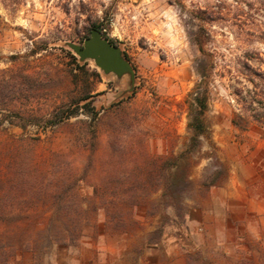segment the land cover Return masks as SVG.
I'll use <instances>...</instances> for the list:
<instances>
[{
  "label": "rangeland",
  "instance_id": "rangeland-1",
  "mask_svg": "<svg viewBox=\"0 0 264 264\" xmlns=\"http://www.w3.org/2000/svg\"><path fill=\"white\" fill-rule=\"evenodd\" d=\"M0 264H264V0H0Z\"/></svg>",
  "mask_w": 264,
  "mask_h": 264
},
{
  "label": "water",
  "instance_id": "water-1",
  "mask_svg": "<svg viewBox=\"0 0 264 264\" xmlns=\"http://www.w3.org/2000/svg\"><path fill=\"white\" fill-rule=\"evenodd\" d=\"M66 45L79 60H92L104 73H114L117 77L127 74L132 87L135 77L132 65L124 57L120 47L111 43L100 30L92 28L81 43L69 41Z\"/></svg>",
  "mask_w": 264,
  "mask_h": 264
},
{
  "label": "trees",
  "instance_id": "trees-1",
  "mask_svg": "<svg viewBox=\"0 0 264 264\" xmlns=\"http://www.w3.org/2000/svg\"><path fill=\"white\" fill-rule=\"evenodd\" d=\"M92 28L100 30L103 36L107 37L111 43L115 44L113 40L106 35L103 24H93L91 29ZM190 95H192V98L189 104V120L187 125L193 132V138L198 139L200 136H206L208 134V127L203 118L204 112L207 108V98L204 92L197 91L195 89L190 92ZM83 99H87V97H84ZM75 113L76 111L74 110L67 111L65 109H61L52 115V118L48 120V123L54 124L64 118L74 115Z\"/></svg>",
  "mask_w": 264,
  "mask_h": 264
}]
</instances>
